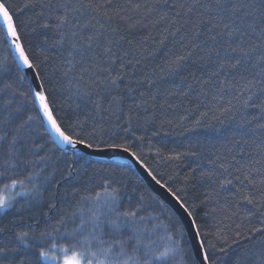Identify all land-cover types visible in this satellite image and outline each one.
<instances>
[{
  "label": "snow or ice",
  "instance_id": "snow-or-ice-1",
  "mask_svg": "<svg viewBox=\"0 0 264 264\" xmlns=\"http://www.w3.org/2000/svg\"><path fill=\"white\" fill-rule=\"evenodd\" d=\"M149 28L156 35L137 39L136 30ZM147 41L153 51L172 48L133 87L125 80ZM164 76L175 79L162 89ZM145 82L153 91L137 92ZM169 97L188 102L183 114L166 115L180 107ZM210 113L235 124L223 133V151L198 140L172 149L164 159L187 162L189 177L183 188L162 182L139 145L166 141V125L190 121L185 130L195 132ZM121 154L163 191L125 182L130 167H96ZM98 173L103 197L87 194ZM3 179V190L15 191L0 195V264H264V0H0ZM197 185L201 204L219 205L204 213L219 215L207 231L189 202ZM160 232L163 250L153 246Z\"/></svg>",
  "mask_w": 264,
  "mask_h": 264
},
{
  "label": "trees",
  "instance_id": "trees-1",
  "mask_svg": "<svg viewBox=\"0 0 264 264\" xmlns=\"http://www.w3.org/2000/svg\"><path fill=\"white\" fill-rule=\"evenodd\" d=\"M15 3L21 4L23 3V0H15ZM31 17L30 12H25L21 15V20H28ZM146 31H151L153 35H156L157 29L155 28H149L147 30L144 29H138L136 30V37L137 39L146 34ZM34 43H37L34 41ZM124 47H127V45H124ZM144 47L148 50L145 53L144 58L142 59L141 64L138 66V71L135 72V76L131 81L125 80V83H131L133 87H136L135 80L136 78L143 79V76L145 73L148 75H151V70L158 65L162 64L164 62V56L165 53L172 48L171 42H169L165 47L157 48L155 51H153L154 45H152L151 41H147L144 44ZM131 73V69L128 70ZM175 78L164 76L160 81L161 88H166L169 86L170 82L173 81ZM137 92H151L153 89H150L148 84L145 82L141 84L137 89ZM195 92L193 93V95ZM229 96H225L222 98L220 103H225L227 99H229ZM58 103H63V98L58 97ZM169 101L174 104H179L180 107L169 110L166 115L171 118L172 116L176 114H183L184 107L189 106L187 101H181L180 98H174L169 97ZM130 102V101H129ZM162 100H158V103H162ZM202 111L204 109H201ZM65 111L67 112L69 117H72L74 115L75 107L74 105H66ZM164 113L158 112L157 114V124L160 123V121L164 118ZM235 119L239 120L240 115L237 113L235 115ZM235 124L234 122H230L228 120H225L224 124H221L219 121H216L212 118L211 113L207 118H205L200 127L196 129L195 132L192 131H186L185 129H191L192 124L191 122H186L182 127L175 128V129H169L166 125L164 129H162V133L165 131H171L173 134L166 138V141H161L159 137H153L151 140H145L143 143L139 145V150L143 152V158L145 162L157 173V178L161 179L162 182H168L173 188H183L185 187V180L189 177V168L187 162H179V161H168L164 159V156H167L170 154V151L172 149H175L177 151H184L188 147V141H192L195 143L197 140L200 142V144L204 145V147L209 151H216L217 149L223 151L222 145H225L228 143L227 139L223 135V133H226L229 128H234ZM212 129H219L220 131H213ZM182 133V134H181ZM245 150H248L250 145H243ZM251 147L254 149L255 145H251ZM157 148H160L162 151V155H156ZM135 150V149H134ZM232 155H234L237 159H239L240 156V150L234 149ZM107 163L97 165L98 168H114L117 172H125L129 167L130 171H128L127 175L124 177L125 182L132 181L133 183H136L138 178L143 180L141 176L138 174L136 170L132 168L131 165L125 164V161L118 160H106ZM104 173H98L94 178L91 184H88L87 187L94 189V191L87 193L88 195L96 196L97 193H100L101 197L104 195V191L101 187H99L102 177ZM169 177H172L173 179L170 181ZM22 178V177H21ZM4 183H10L8 179L0 180V195H9L11 191L15 190H9L4 191L3 190V184ZM145 183V182H144ZM142 191H149L151 190L147 187L145 184V187L141 189ZM204 191L205 189L203 187H200L197 185L195 189L189 190V202L193 203L195 205H199L197 208L198 212V221L204 225V230L207 231L209 228H212L218 223L219 215H217L215 218L213 216H205V212H212L213 209H216L219 207L214 201H208L205 204H201V201L204 199ZM75 208H72V211H75ZM151 211V209L149 210ZM157 209V214H158ZM168 215H171V213H168ZM175 219V217H173ZM161 221H164V223H167L166 220H164V217H160ZM156 221H154L155 223ZM239 222V221H237ZM73 225H68V230L71 231ZM164 235L163 232H160L157 236L153 237L155 240V244L153 245L155 248L159 250H163L164 244L166 241H163L160 239ZM60 245L63 247H68V243L66 241L61 240ZM68 255H71V252L68 253ZM87 256V253H85ZM90 258V257H89Z\"/></svg>",
  "mask_w": 264,
  "mask_h": 264
},
{
  "label": "water",
  "instance_id": "water-1",
  "mask_svg": "<svg viewBox=\"0 0 264 264\" xmlns=\"http://www.w3.org/2000/svg\"><path fill=\"white\" fill-rule=\"evenodd\" d=\"M105 160H111L110 156H105L104 157ZM128 159L126 154H121L120 159L122 161H126ZM132 168L134 170H136L138 172V174L141 176V178L144 180L145 184L147 185V187L152 190L153 188H157V186L154 185V183L150 182L149 180L146 179V174L140 169L138 168L136 165H131ZM163 190H160L157 188V192H162ZM184 223L186 224L187 221L185 220Z\"/></svg>",
  "mask_w": 264,
  "mask_h": 264
},
{
  "label": "rangeland",
  "instance_id": "rangeland-1",
  "mask_svg": "<svg viewBox=\"0 0 264 264\" xmlns=\"http://www.w3.org/2000/svg\"><path fill=\"white\" fill-rule=\"evenodd\" d=\"M54 255H56L57 257H59L60 261H62L63 257H64V253L63 252H60V251H54L53 253ZM70 256V255H69ZM53 264H57V262H53Z\"/></svg>",
  "mask_w": 264,
  "mask_h": 264
}]
</instances>
